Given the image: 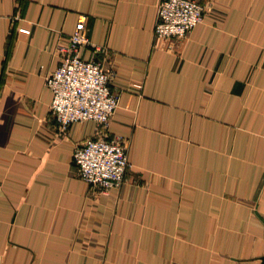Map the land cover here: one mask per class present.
<instances>
[{"label":"crops","instance_id":"obj_1","mask_svg":"<svg viewBox=\"0 0 264 264\" xmlns=\"http://www.w3.org/2000/svg\"><path fill=\"white\" fill-rule=\"evenodd\" d=\"M161 1L0 0V264H261L264 0H202L155 40ZM80 16L129 163L94 193L72 155L96 125L60 132L45 81Z\"/></svg>","mask_w":264,"mask_h":264},{"label":"built area","instance_id":"obj_2","mask_svg":"<svg viewBox=\"0 0 264 264\" xmlns=\"http://www.w3.org/2000/svg\"><path fill=\"white\" fill-rule=\"evenodd\" d=\"M205 4L202 0H162L157 9L155 40L186 37L202 21ZM87 46L86 17L80 16L68 44L58 46V67L45 81L52 92L49 113L60 132L76 123L96 125V134L77 144L72 155L79 178L94 193L121 187L129 163L126 141L106 136L118 108V96L111 86L113 72L97 59L85 60L82 50Z\"/></svg>","mask_w":264,"mask_h":264},{"label":"water","instance_id":"obj_3","mask_svg":"<svg viewBox=\"0 0 264 264\" xmlns=\"http://www.w3.org/2000/svg\"><path fill=\"white\" fill-rule=\"evenodd\" d=\"M261 264H264V255L260 258Z\"/></svg>","mask_w":264,"mask_h":264}]
</instances>
